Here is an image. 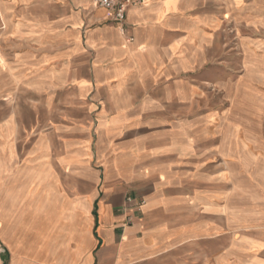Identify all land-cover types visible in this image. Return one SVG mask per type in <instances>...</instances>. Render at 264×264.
Masks as SVG:
<instances>
[{
    "label": "crops",
    "instance_id": "1",
    "mask_svg": "<svg viewBox=\"0 0 264 264\" xmlns=\"http://www.w3.org/2000/svg\"><path fill=\"white\" fill-rule=\"evenodd\" d=\"M13 1L29 12L0 52L15 86L46 90L25 110L0 95V264H230V230L238 264H264V146L122 139L165 123L222 36L264 41V0H146L125 33L95 0Z\"/></svg>",
    "mask_w": 264,
    "mask_h": 264
},
{
    "label": "rangeland",
    "instance_id": "2",
    "mask_svg": "<svg viewBox=\"0 0 264 264\" xmlns=\"http://www.w3.org/2000/svg\"><path fill=\"white\" fill-rule=\"evenodd\" d=\"M29 7L13 0H0V29L3 33L14 29L21 15L29 12ZM32 7L33 12L50 11L42 4ZM5 13L10 19L4 22ZM259 34L264 38V30ZM4 39L0 37L2 46ZM239 40V37L222 36L219 45L208 54L209 63L205 67L182 74L180 81L191 87V92L182 96L181 100L173 97L166 100L164 124L136 128L123 135L122 139L134 136L152 140L159 132H170L171 138H174L177 128H211L213 139L229 143L227 150L230 152L237 151V146L249 147L255 143L264 146V41L251 48H243ZM11 56L12 53L0 52V95L5 92L21 94V99L11 103H18L25 110L33 103L29 100L31 95L44 93L45 85H34L33 89L24 85L15 86ZM165 88L167 93L175 91L171 84H166ZM182 134L187 139H194L195 136L191 129ZM238 238L239 233L230 230V264H238L236 258L241 253ZM220 246L221 242L214 239V249Z\"/></svg>",
    "mask_w": 264,
    "mask_h": 264
},
{
    "label": "built area",
    "instance_id": "3",
    "mask_svg": "<svg viewBox=\"0 0 264 264\" xmlns=\"http://www.w3.org/2000/svg\"><path fill=\"white\" fill-rule=\"evenodd\" d=\"M146 0H95V2L109 12L111 20L120 26L122 33H125V22L128 10L132 6H138ZM131 200V198H129ZM141 204L143 201L140 202Z\"/></svg>",
    "mask_w": 264,
    "mask_h": 264
}]
</instances>
